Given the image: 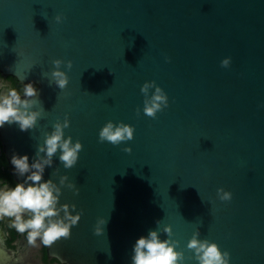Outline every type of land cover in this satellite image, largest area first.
Wrapping results in <instances>:
<instances>
[{
    "label": "water",
    "instance_id": "1",
    "mask_svg": "<svg viewBox=\"0 0 264 264\" xmlns=\"http://www.w3.org/2000/svg\"><path fill=\"white\" fill-rule=\"evenodd\" d=\"M55 58L72 61L64 89L52 84ZM0 71L37 87L35 127L0 128L15 179L12 151L31 161L65 114L64 134L82 144L72 168L54 157L44 173L66 172L79 192L63 188L60 202L82 210L50 253L130 264L136 238L169 224L184 264H198L185 247L197 229L230 264H264V0H0ZM146 80L169 100L155 117L142 111ZM107 120L131 124L133 138L99 141Z\"/></svg>",
    "mask_w": 264,
    "mask_h": 264
},
{
    "label": "clouds",
    "instance_id": "2",
    "mask_svg": "<svg viewBox=\"0 0 264 264\" xmlns=\"http://www.w3.org/2000/svg\"><path fill=\"white\" fill-rule=\"evenodd\" d=\"M54 18L57 22L62 19L60 14ZM168 59L165 57V60ZM230 62L231 57L225 56L220 60V65L228 67ZM61 64L70 68L72 61L53 59L50 75L52 84L64 89L68 76ZM140 92L143 94L142 111L145 115L155 117L158 111L168 107L167 93L155 81H144ZM36 96L37 87L31 81L23 82L19 89L0 82V128L5 124H16L20 131L33 129L40 117V111L33 107ZM68 126L67 114L62 121L55 120L51 130L44 133L43 142L36 145L31 161L27 153L20 154L13 150L10 163L17 179L10 185L0 178V220L10 218L13 227L26 236L30 246H50L61 238H68L71 228L81 218L82 210H77L74 203L60 202L63 188L71 189L74 194L79 192L67 173L53 168L52 174L44 178L46 168L53 167L54 157L64 169L72 168L78 160L82 144L79 139L73 140L70 135L64 134ZM133 134L131 124L107 120L98 130V140L119 145L131 140ZM123 151L131 152V147L125 144ZM216 195L221 201H228L232 196L222 187L217 188ZM159 222L157 220L156 224L159 225ZM106 223L104 217H98L93 227L94 233L103 232ZM199 236L197 229L186 242L185 247L192 253L191 259L198 264H230L227 250L221 251L216 242ZM171 237L169 224L149 229L146 234L138 236L131 248L130 264H184V252L177 247L179 242Z\"/></svg>",
    "mask_w": 264,
    "mask_h": 264
},
{
    "label": "flooded vegetation",
    "instance_id": "3",
    "mask_svg": "<svg viewBox=\"0 0 264 264\" xmlns=\"http://www.w3.org/2000/svg\"><path fill=\"white\" fill-rule=\"evenodd\" d=\"M0 82L17 89L22 86V83L14 76L1 71ZM0 178L6 180L10 185L16 180L10 171V165L1 140ZM0 249L3 252L0 264H69L50 253L48 246L28 245L26 236L16 231L10 218L0 220Z\"/></svg>",
    "mask_w": 264,
    "mask_h": 264
}]
</instances>
